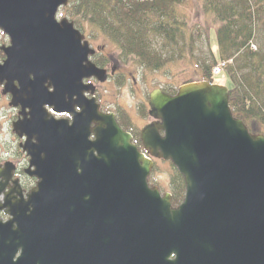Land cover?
Here are the masks:
<instances>
[{"label": "water", "instance_id": "water-1", "mask_svg": "<svg viewBox=\"0 0 264 264\" xmlns=\"http://www.w3.org/2000/svg\"><path fill=\"white\" fill-rule=\"evenodd\" d=\"M69 3L0 0L10 41L0 86L20 108L13 133L36 181L24 195L13 164L0 165V264H264V135L233 116L224 86L152 92L158 124L142 129L141 144L182 177L173 207L148 186L153 159L85 100L94 91L84 81L103 84L106 71L73 22L58 20ZM64 113L71 125L55 119Z\"/></svg>", "mask_w": 264, "mask_h": 264}, {"label": "trees", "instance_id": "trees-1", "mask_svg": "<svg viewBox=\"0 0 264 264\" xmlns=\"http://www.w3.org/2000/svg\"><path fill=\"white\" fill-rule=\"evenodd\" d=\"M182 3V0H70L69 17L82 33L86 24L89 30L107 37L116 45V55L123 63L137 60L155 71L178 55H192L194 44L188 35V22L185 14L179 12ZM262 3L263 0L225 3L204 0L202 6V11L212 16L216 43V52H211L212 65L205 67L203 80L216 84L211 69L216 64H226L221 71L232 85L227 88L229 107L233 116L255 135H264V53L252 51L250 45L255 38L253 12ZM155 38L162 40L161 49L154 48ZM178 38L184 41V47H179ZM232 58L234 62L228 63ZM176 175L173 204L180 203L184 193L183 180Z\"/></svg>", "mask_w": 264, "mask_h": 264}, {"label": "rangeland", "instance_id": "rangeland-1", "mask_svg": "<svg viewBox=\"0 0 264 264\" xmlns=\"http://www.w3.org/2000/svg\"><path fill=\"white\" fill-rule=\"evenodd\" d=\"M183 3L179 6V12H183L186 16V22H188V35L191 37L194 48L192 55H185L176 57L173 62L167 63L164 68L152 70L148 67H144L137 60L133 62H124L116 55V45L111 43L107 37L99 34L97 31L89 30L86 24H83V35L87 38L91 48L96 50L97 58L100 56H106L113 59L109 68L119 66L121 68L120 75L124 81L120 80L121 84H116V80H110L107 84L102 85L99 89L100 102L104 106L115 108L117 105H121L124 110L130 112L132 119L136 122V127L142 125V118L138 107L141 104H147L148 95L159 88L166 89L165 91L178 92L179 88L183 85L190 83L205 82L204 71L205 67L212 65V53L216 52L215 43V26L213 25L211 14L206 15L202 11L204 0H182ZM222 3L229 2L230 0H219ZM69 8H62L57 14L58 20L63 18L69 19ZM256 19L254 24L255 38L250 45L252 51L259 50L264 53V0L259 9L253 12L252 19ZM179 47H184V41L178 38ZM9 41L6 36L0 34V47L2 45H8ZM155 49L162 48V40L155 38L153 40ZM211 46V48H210ZM264 55V54H263ZM235 57H238L235 55ZM5 60L3 52H0V64ZM114 60H118L116 63ZM234 62V58L228 63ZM219 64H216L212 69L210 75H213L216 84L218 86H224L226 88L232 87L230 84V78L222 71L218 75L215 70ZM120 73V74H121ZM214 73V74H213ZM222 74V75H221ZM234 74V73H233ZM119 76V75H118ZM236 77V75H233ZM240 74H237L239 79ZM114 79V78H112ZM236 79V81H238ZM4 86H0V165L9 163L12 161L21 163L27 166V157L23 151L17 150L19 144L18 138L12 132L11 122L15 120L14 108L9 106L10 99L6 95H2ZM173 94V95H175ZM171 95V96H173ZM13 164V163H12ZM177 171L169 162H158L155 164L153 171L151 172L150 184H155L160 190L161 194L166 192L170 193L173 189L174 182H177ZM184 194V193H183Z\"/></svg>", "mask_w": 264, "mask_h": 264}, {"label": "flooded vegetation", "instance_id": "flooded-vegetation-1", "mask_svg": "<svg viewBox=\"0 0 264 264\" xmlns=\"http://www.w3.org/2000/svg\"><path fill=\"white\" fill-rule=\"evenodd\" d=\"M0 34H2L0 32ZM3 35V34H2ZM5 36V35H3ZM7 38V36H6ZM8 40V38H7ZM9 41V40H8ZM10 43V41H9ZM8 45H2L0 47L4 48V47H8ZM96 51V50H95ZM91 61L94 63V65L101 70H105L106 71V82H104L103 84H99L95 79L92 80H85L84 84L85 85H90L92 86L91 89H93V94H89V93H85L84 97L85 100H91L94 98V101L96 102V104L98 105V112L103 115V116H109L111 119H113L115 121V123H118V126L120 128V130L124 133V134H128L131 138V143L134 144L138 150V152H140L143 155H147V158H151L154 159L151 155H148L143 148V144H141V134H142V129H144L145 127H148L149 124H155L157 125L158 122H155L151 119L150 117V107H149V96L148 95V102L147 104H141L138 107V110L140 111V115L141 118L143 119L142 122L143 124L140 126L138 125V128L136 127V122H134V119H132V116L130 115V112L127 110H124L121 105H117L115 106V108H111L109 106H104L103 103L100 102V93H99V89L102 87V85H105L108 83V81H112V80H116V84L119 83V85L121 84L120 80L124 81L123 78L120 77V75H123L121 73V68H119V66H114L113 68H109V65L113 62L111 58H108L106 56H100V58H97V53L95 52V54L90 58ZM116 63H119L118 60H114ZM4 61L1 62V64ZM121 73V74H120ZM119 75V76H118ZM114 78V79H112ZM17 87V85H15ZM159 90L160 92L166 94V95H173L175 94V91H165L166 89L163 88H159L154 90L157 91ZM51 91V89H50ZM153 92V91H152ZM2 95H3V91H2ZM6 96H8V98L11 101L12 96L8 93H6ZM48 113H51V108L47 109ZM15 112V120L11 122V128H12V132H13V127L12 125L18 121L19 118V113H20V108L14 110ZM75 113H79V110L77 107H74V114ZM54 115V114H53ZM56 120H65L68 125L72 124L73 121V117L74 115H70V114H61V115H54ZM95 129V124L90 126V137H89V142H94L95 141V135L91 133V131H93ZM159 136H164V131L159 130ZM14 134V133H13ZM15 135V134H14ZM16 138H18L15 135ZM19 141V144L17 145V150H22L21 148V144H23V139L18 138L17 139ZM26 157V156H25ZM28 160V159H27ZM159 161L154 159V165L157 164ZM13 166H14V173L12 176L11 181H16L19 183V186L21 188V192H23V194L25 195L26 193H28L29 190L32 189V187H34L36 181L34 178L30 179L27 174H26V170L28 168V164H29V160L27 161V166L25 167V164L21 163V161H17V162H13ZM153 171V170H152ZM151 171V172H152ZM151 175V174H150ZM10 181V184L8 185L9 188L6 189V193L12 188L13 184ZM150 181V178H149ZM150 183V182H149ZM155 184L151 183L149 184V186H154ZM160 192V190H159ZM161 194V192H160ZM166 194V192L162 193L161 195ZM169 195L171 196V203H173V190H170ZM4 219H6V217L2 216Z\"/></svg>", "mask_w": 264, "mask_h": 264}, {"label": "built area", "instance_id": "built-area-1", "mask_svg": "<svg viewBox=\"0 0 264 264\" xmlns=\"http://www.w3.org/2000/svg\"><path fill=\"white\" fill-rule=\"evenodd\" d=\"M223 66H224V64H221L220 66H217V67H216L215 75H216V73H217V75H218V73L220 72V69H222ZM213 74H214V73H213Z\"/></svg>", "mask_w": 264, "mask_h": 264}]
</instances>
